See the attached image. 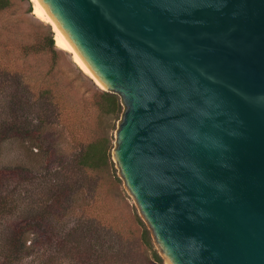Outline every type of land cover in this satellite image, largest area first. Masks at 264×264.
Instances as JSON below:
<instances>
[{
    "label": "water",
    "instance_id": "1",
    "mask_svg": "<svg viewBox=\"0 0 264 264\" xmlns=\"http://www.w3.org/2000/svg\"><path fill=\"white\" fill-rule=\"evenodd\" d=\"M122 105L110 155L166 264H264V0H39Z\"/></svg>",
    "mask_w": 264,
    "mask_h": 264
},
{
    "label": "rangeland",
    "instance_id": "2",
    "mask_svg": "<svg viewBox=\"0 0 264 264\" xmlns=\"http://www.w3.org/2000/svg\"><path fill=\"white\" fill-rule=\"evenodd\" d=\"M48 30L54 37L52 25L34 13L32 0H11L0 10V66L21 77L20 91L37 95L34 108L44 113L40 123L34 114L18 110V118L23 116L19 123L0 136V170L23 167L28 172L27 179L19 178L13 186L19 201L12 203L11 212L35 215L60 191L65 211L61 249H54L51 238L48 245H54L42 258L43 225L20 220L26 243L19 264H166L150 231L151 247L143 243V226L148 227L110 157L121 113L101 104L103 87L55 37L58 51L53 57L24 53V44L40 42ZM90 143L100 149L99 167H80L76 158ZM5 229L1 223L0 241Z\"/></svg>",
    "mask_w": 264,
    "mask_h": 264
},
{
    "label": "trees",
    "instance_id": "3",
    "mask_svg": "<svg viewBox=\"0 0 264 264\" xmlns=\"http://www.w3.org/2000/svg\"><path fill=\"white\" fill-rule=\"evenodd\" d=\"M11 5V0H0V10H5ZM26 54H38V53H49L53 57L58 49L55 45L53 33L48 30V33L43 35L42 40L38 43H26L22 47ZM22 79L16 73L11 72L4 66H0V136L7 127L16 125V121L19 123L20 116L18 118V110L23 113H32L36 116L38 122L43 123L44 113L36 111L34 108L35 94H24L20 90ZM25 88V87H23ZM49 90V88H47ZM44 92V90H43ZM46 92V91H45ZM35 97V98H34ZM102 102L105 106H109L115 110V112H122V105L120 97L113 92L102 91L101 92ZM104 106V105H103ZM104 106V107H105ZM35 109V111H34ZM111 109V110H112ZM6 114L7 117H2ZM26 119V117L24 118ZM100 144V143H99ZM96 144H88L77 156L76 162L80 167L83 168H97L99 164L96 160L102 157L96 154L100 149H97ZM27 170L23 167L9 168L7 170H0V224L5 223L6 229L1 237L0 241V256L2 260L0 264H19L21 259V251L24 244L23 241L24 228H22V219L33 221L42 226V234L45 237L43 243V249L40 258L46 255L48 245L51 238L54 239L55 250L60 251L61 249V235L63 234L59 227L65 216L64 206L61 205L60 197L62 192H58L49 203H42L41 207L36 211L35 215L32 212H28L25 215L13 214L11 212L12 203L19 201L18 195H13V186L19 178L27 179ZM138 222L142 226V220L138 218ZM141 239L146 246L151 247L149 230L143 226ZM77 243V242H76ZM154 259L160 260V256L155 252ZM42 264V263H41Z\"/></svg>",
    "mask_w": 264,
    "mask_h": 264
},
{
    "label": "bare ground",
    "instance_id": "4",
    "mask_svg": "<svg viewBox=\"0 0 264 264\" xmlns=\"http://www.w3.org/2000/svg\"><path fill=\"white\" fill-rule=\"evenodd\" d=\"M33 1V4H34V13L39 17L41 18L42 20H45L47 22L48 19L46 18V16L44 15L43 11L41 10V8L39 7V3L40 1L39 0H32ZM52 27H53V30H54V37H55V41H56V44L69 51L71 54H72V57H73V60L78 64V66L85 72L87 73L88 75H90L101 87L102 84L98 81V79L89 71L87 70L84 65H83V62L81 60V57L78 55V53L76 52V50L74 49V47L71 45V43L68 41H66L61 35H60V32L61 30L58 28V26L56 25V23L54 22L52 24Z\"/></svg>",
    "mask_w": 264,
    "mask_h": 264
}]
</instances>
